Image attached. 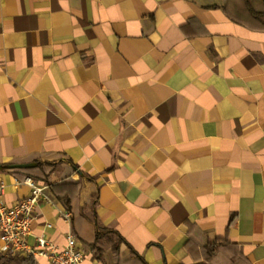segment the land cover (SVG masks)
<instances>
[{
  "label": "crops",
  "instance_id": "obj_1",
  "mask_svg": "<svg viewBox=\"0 0 264 264\" xmlns=\"http://www.w3.org/2000/svg\"><path fill=\"white\" fill-rule=\"evenodd\" d=\"M251 3L0 0V177L9 203L25 176L50 197L30 244L72 230L83 264H264Z\"/></svg>",
  "mask_w": 264,
  "mask_h": 264
},
{
  "label": "built area",
  "instance_id": "obj_2",
  "mask_svg": "<svg viewBox=\"0 0 264 264\" xmlns=\"http://www.w3.org/2000/svg\"><path fill=\"white\" fill-rule=\"evenodd\" d=\"M12 186L17 191L25 187L29 192L27 196L14 203H9L6 200L8 185L0 177V245L2 250L24 262L46 259L48 264H83L86 251L72 230L66 234V243L63 247H58L44 235L37 237L33 245L29 242L37 210L50 201L47 184L25 176L14 178ZM62 216L66 222H72L70 212H62Z\"/></svg>",
  "mask_w": 264,
  "mask_h": 264
},
{
  "label": "rangeland",
  "instance_id": "obj_3",
  "mask_svg": "<svg viewBox=\"0 0 264 264\" xmlns=\"http://www.w3.org/2000/svg\"><path fill=\"white\" fill-rule=\"evenodd\" d=\"M0 264H25V262L18 258L10 256L9 254H6L0 245Z\"/></svg>",
  "mask_w": 264,
  "mask_h": 264
},
{
  "label": "trees",
  "instance_id": "obj_4",
  "mask_svg": "<svg viewBox=\"0 0 264 264\" xmlns=\"http://www.w3.org/2000/svg\"><path fill=\"white\" fill-rule=\"evenodd\" d=\"M246 1H247V4L249 5V7H251L252 6L251 0H246ZM25 264H31V263L25 262Z\"/></svg>",
  "mask_w": 264,
  "mask_h": 264
}]
</instances>
